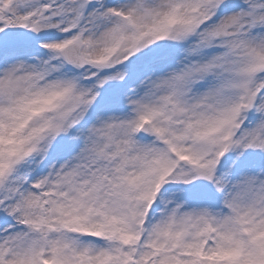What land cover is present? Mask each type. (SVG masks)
I'll return each mask as SVG.
<instances>
[{"label":"snow or ice","instance_id":"snow-or-ice-1","mask_svg":"<svg viewBox=\"0 0 264 264\" xmlns=\"http://www.w3.org/2000/svg\"><path fill=\"white\" fill-rule=\"evenodd\" d=\"M0 264H264V0H0Z\"/></svg>","mask_w":264,"mask_h":264}]
</instances>
